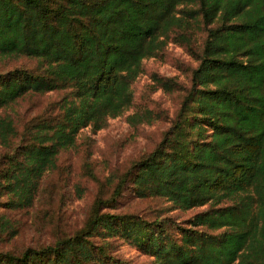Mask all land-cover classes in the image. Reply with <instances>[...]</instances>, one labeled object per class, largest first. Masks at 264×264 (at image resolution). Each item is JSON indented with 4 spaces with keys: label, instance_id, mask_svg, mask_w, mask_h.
Wrapping results in <instances>:
<instances>
[{
    "label": "trees",
    "instance_id": "obj_1",
    "mask_svg": "<svg viewBox=\"0 0 264 264\" xmlns=\"http://www.w3.org/2000/svg\"><path fill=\"white\" fill-rule=\"evenodd\" d=\"M200 26L206 38L178 115L155 150L120 177L115 196L129 189L207 210L175 237L164 221L100 214L96 203L74 236L0 252V264H130L95 235L130 241L152 264H264V0H0V56L43 65L0 74V110L30 94L71 91L61 120L26 129L2 186L12 207L30 205L82 128L100 131L132 106L143 62L172 33L188 41ZM15 137L13 122L0 117L2 145Z\"/></svg>",
    "mask_w": 264,
    "mask_h": 264
},
{
    "label": "rangeland",
    "instance_id": "obj_2",
    "mask_svg": "<svg viewBox=\"0 0 264 264\" xmlns=\"http://www.w3.org/2000/svg\"><path fill=\"white\" fill-rule=\"evenodd\" d=\"M187 32L191 33H186L188 41L174 32L156 57L143 62L142 74L132 85L133 104L129 109L110 119L100 131L89 126L80 130L75 146L62 151L55 168L39 180L30 205L12 207L14 197L2 186V173L26 129L62 119L71 91L30 94L0 110V117H8L18 135L7 147L0 142V252L19 255L26 249L54 245L74 236L84 228L96 203L100 214L164 221L175 237H179L177 228H187L193 216L207 210H182L163 198H137L129 189L121 197L115 196L120 177L160 144L191 87L206 32L201 26ZM20 69L39 72L43 65L24 57L0 56L1 75ZM93 239L97 245L111 249L120 261L153 262L126 239L108 240L101 235Z\"/></svg>",
    "mask_w": 264,
    "mask_h": 264
}]
</instances>
